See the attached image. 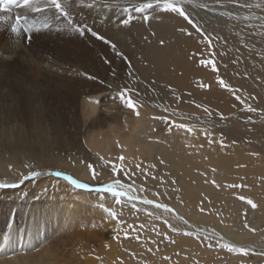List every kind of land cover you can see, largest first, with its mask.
<instances>
[{
    "label": "rangeland",
    "instance_id": "rangeland-1",
    "mask_svg": "<svg viewBox=\"0 0 264 264\" xmlns=\"http://www.w3.org/2000/svg\"><path fill=\"white\" fill-rule=\"evenodd\" d=\"M151 1L153 2L154 0ZM185 1L183 0L181 4L182 8L185 12L188 11L187 13L191 17L194 16L192 10L185 6ZM207 1L214 3L216 7L215 10H202L204 14L209 16V20L206 21L207 30L221 38V41L223 38L230 39L231 36H227L232 34L229 28L230 24L264 35V7L257 5H264V3L260 0ZM233 8L238 9L239 12H236ZM239 14H244L249 20L239 18ZM27 38L28 44L26 42V46H28L27 50L29 53L31 51L30 46L34 48L39 41L36 40V42L29 43L32 37L28 35ZM43 41H46L45 36H43ZM134 41L135 38H126L115 49L111 45H107L108 58L105 56L104 61L106 62H104V66L106 67H104L102 74L95 72L97 67L94 63H91L93 62V56H89L91 60L79 61L77 59L78 62L72 61L70 64L69 61L60 56L55 43L49 46L50 48L46 47V51L44 54L42 53V59H40L43 61H39L36 58L38 50L34 51L33 49L36 55L34 60L32 59L34 62L31 64V59L25 58L28 57V54H26L22 59L24 64L0 68V83L2 84H0V89H2V92H0V103H2L0 104V111L4 106V109L9 107L11 110L4 111L2 109L0 113H3L4 121L6 122L8 119L5 120V118L11 117V121L14 122L11 125L14 128L16 127L14 133L19 138L17 141H19L20 145L24 144L23 146L27 149H24L25 153L29 154L31 152L30 154L36 158L32 162L24 154L19 156L12 164L11 160L9 161L10 172L14 179L20 182L22 176H29L31 180L26 179L30 182L26 187H21L22 184L15 189H10L18 191L11 195V199L8 198V202H4L6 205L2 202V197H0V204L2 203V206L0 205V215L7 224L14 222L16 225L19 224V221L26 220L27 217H29L28 222H30L34 216L38 215V223L44 227L39 235L28 239V241L30 240L28 242L29 246L23 249L24 251L22 252L28 251L35 254V252L39 253V250L44 247L50 254L63 252V254L60 253L61 256L67 257L69 255L68 257L70 258L72 255L74 258L77 257L79 262L76 261L74 264H99V261L100 264H103L105 255L115 249L122 258L121 264H128L129 261L134 264H264V215H262L264 214V198L259 193L263 186L262 182L252 181V184L257 189V194L252 201L256 205L255 208L260 212L253 218L250 211L254 208L245 201L234 202L230 198L210 200L202 193H195L191 198H188L186 196L188 193L183 192L178 187L175 175L167 170L162 162H159L158 165L154 164L153 158H156V156L145 155L140 152L138 147H132L130 153L125 155L119 154L120 146L126 142L123 138L119 139L118 152L111 156L103 155V149L101 148L93 149L89 146V142L95 143L94 132L101 134L102 137H114V131H119L122 128L121 123H112V127L115 128L113 132L95 129L88 134L85 131L83 123H81L82 110L80 103L86 92L95 93L91 84L101 81L104 85L106 99L111 95L120 93L124 89L130 90L128 94L136 102L138 111L143 105H148L147 99L129 84L130 82L126 76L132 65L131 56L127 52V48ZM245 50L248 49L245 48ZM111 54H114V56L109 57ZM46 58L64 71L73 69L74 65L78 66L80 64L85 70L87 68L90 69L89 65H93L94 69L91 66L92 70H89L91 76L86 74L93 78L87 79L80 73L77 74L75 72H70L71 75H69L70 73H64L63 75V72H61L62 74L60 72H52L48 65L45 64ZM262 59H264V52ZM16 60L20 59H9L6 62L10 63ZM107 60H109L108 63ZM56 67L55 70L58 69ZM97 77H102L104 80L101 78L96 79ZM117 82L123 90L119 89ZM111 86H114L115 89L111 90ZM5 88L7 89L5 90ZM227 91L233 101L242 102V104H233L229 102L228 97H220L218 94V99L207 100L214 108L207 104L197 106L196 103L198 101L192 103L194 106L192 109L185 108L181 104L178 106L170 104L165 100L163 102L153 101V105L156 106L154 109L159 112L160 116H155L154 123H149V132H152V134L153 132L157 133L158 136L168 134L174 131L175 125L179 123L187 126L195 124L198 129V124L196 123L200 121L201 125H199L200 127L197 131L204 135V139L209 145H221V142H223L224 146H229L233 139L228 131L230 133L238 131L247 135L250 132V124L262 127L264 124V107H262L264 104H262V101H249L240 95L232 94V91ZM136 95L139 97H136ZM3 97L6 98L3 99ZM10 97L16 103L14 104L18 108L21 106L22 109L12 106L13 103H10L12 101ZM5 103H10L9 105L13 107V110L10 106L7 107ZM205 108H207V112H205ZM249 108L253 109V111H249ZM30 110L34 111V113ZM6 111L9 114L12 112V116L5 114ZM97 117L98 114H95L93 119ZM36 141L37 144L39 143L38 145ZM0 154L4 160H8V156H11L9 153H7V156L4 150ZM120 156L124 157L123 161L118 159ZM114 164L118 167H123L124 173L113 174L111 168ZM88 165H92L96 172V179H92L97 184L83 181L89 185L87 189L74 187L60 177L68 175L76 179L72 173L81 172H87L92 176V171H90ZM12 166L13 168H11ZM58 167L65 169L67 172L56 170L46 172L49 169ZM34 171L40 174L39 177L41 176L44 182L43 180L41 182L36 181V179L31 184L33 179L29 174ZM57 172L62 175L57 176ZM46 176L47 178L51 176L64 181L74 189L90 194V196L97 194L105 196L106 199L115 198L112 197L111 193L97 191V189L106 187L108 184L113 183L114 180L119 179L122 183L130 186L126 187L125 190L130 196L136 197V199L129 201L127 197H122L121 204L117 205L115 203L112 207H109L104 201L93 200V198L78 203L74 201V204H72L73 201L66 199L70 203L63 205L61 210L63 212L65 208L66 213L64 214V212L60 211V214L50 203L55 201L56 194L64 196L67 193L62 189L63 185L59 187V185L51 183L44 178ZM0 177L2 178L1 175ZM42 186L43 192L37 193L36 190ZM55 187L59 189H53ZM212 193L213 195L225 196L222 191L212 190ZM152 197L156 198L159 204H163L168 208L174 207L178 209L183 215L188 217L187 220H179L176 215L174 216L173 211L166 213L155 208L154 205L140 203L143 199L154 201L151 199ZM196 197H199V199L195 200ZM77 198L79 199V197ZM201 200L209 201L208 207L199 206V201ZM29 201L30 205L27 206ZM109 202L112 203L114 201ZM101 204L116 212L117 219L114 220L105 213L100 207ZM133 204L136 205L135 209L132 207ZM49 206L53 207V209L50 210ZM149 207H153V209ZM67 214L68 216H66ZM186 221L195 224L197 227H202L201 231L196 230ZM247 224L254 227L253 238H247L243 234V229ZM173 229H176V231H173ZM185 233H191V235H186ZM236 233L237 236H235ZM228 234L233 237L235 242L240 241L248 247L235 248V245L226 239L225 235ZM120 240L126 246L122 248L117 246V242ZM225 245L228 247H225ZM229 248L235 250L230 251ZM241 249L244 251L242 252ZM104 253L106 254L104 255ZM110 264L119 263L113 261Z\"/></svg>",
    "mask_w": 264,
    "mask_h": 264
},
{
    "label": "bare ground",
    "instance_id": "bare-ground-1",
    "mask_svg": "<svg viewBox=\"0 0 264 264\" xmlns=\"http://www.w3.org/2000/svg\"><path fill=\"white\" fill-rule=\"evenodd\" d=\"M260 1L264 3V0ZM149 2L152 1L61 0L62 5L65 7V11L71 15L73 25H87L93 31L110 41V43H105L102 40L96 39L87 31L81 36L74 30L73 25H69L65 16L57 13L55 9L46 7L45 0H39L38 6L42 9L41 11H32L28 8L15 6L7 13H0V18H4L0 19V68L9 65L24 64L22 59L26 54H28V57L25 58H30L31 61H28H30L31 64L34 62L33 60L36 55L34 51L36 50L39 51L36 52L38 53L36 58L39 59V61H43L40 60L42 59V53L44 54L46 47L50 48L49 46L55 43L58 47L57 49L59 50L60 56L69 61L70 64L72 61L78 62L77 59H79V61L91 60L89 56H93V62L91 63H94L97 67L95 72L102 74L104 67H106L104 66V62H106L104 61L105 56L108 58V52L106 50L107 45H115L116 47L126 38H135L134 43L127 48V52H129L131 56L132 65L126 76L130 82L129 84L147 99L148 105H143L139 111L140 115L137 117L132 110L122 103L120 100V93L111 95L106 99L103 83L101 81L97 83L91 82L93 83L91 85L95 93L86 92L80 103L82 110L81 123H83L85 131L88 134L95 129H98V131L103 129L113 132L115 128L112 127V123H121L120 125H122V128L119 129V131H114V137H102L101 134L94 132L93 138L96 139L95 143L89 142V146L93 149L101 148L103 149V155L111 156L118 152L117 147L120 144L119 139H125L126 142L120 146L119 154L125 155L130 153L132 147H138L141 153L148 156H156V158H153L154 164L158 165L159 162H162L165 168L175 175L178 187L183 192L185 191L188 193V195H186L188 198H191L195 193H202L210 200L230 198L232 201L238 202L240 201L238 198L240 196H245L253 200L257 194V189L252 184V181L263 183L259 193L264 198V124L262 127L250 124V132H248L247 135L246 133H240L238 131H232L231 133L228 131L233 140L230 142L229 146L224 147H221V145L212 146L205 141L204 135L197 131L200 127L199 125H201L200 121L196 123L198 124V129L195 124L190 126L184 124L187 128L192 129L191 132L175 128L174 131L159 136L157 133H150V127L148 126L149 123H154L155 116L159 115V112L154 109L156 106L153 105V101L163 102L165 100L170 104L177 106L181 104L183 107L191 109L194 108L192 103L198 101V104L196 103L197 106L207 104L212 107L207 100L218 99V94L220 97H228L229 102L233 104L237 103L241 105L242 102L233 101L227 89L220 86L218 83L220 79L231 88L232 94L240 95L242 98H246L249 101H262V104H264V59H262L264 52V35H259L253 31L243 29L242 27H235L234 24H230L229 28L232 34L227 36H231L232 38H223L221 41V38H218L213 35L211 31L207 30L208 25L206 21L209 20V16L202 12V10H215L216 7L214 3L208 2L207 0H186L184 4L188 9L192 10L194 16L191 17L187 13L188 11L186 13L191 19L193 18L192 21L202 29L204 34H206L208 37L206 40L204 36L198 33L195 28L188 24L182 17L174 13L161 11L154 1L153 8L144 13L149 16L148 22H145L143 20L144 14L136 12L135 7L139 6L140 3ZM257 5L264 7V5L261 4ZM233 9L239 12L238 9ZM11 14L12 16L10 17ZM17 16L21 17L22 20L19 33L11 31L12 27L16 25ZM129 17H131L130 23L125 24V20H128ZM239 18L248 19L244 14H239ZM25 28L29 30L25 31ZM182 28L185 29V31H180ZM188 33L191 34L189 35ZM28 35L32 37L29 43L36 42V40L39 41L34 48L30 46L31 51H29V53L27 50L28 46H26ZM43 36L46 37V41H43ZM161 41H163V44H161ZM245 48L248 50H245ZM110 56H114V54L109 55V57ZM17 58L20 60L10 63L6 62V60ZM209 59L215 62L217 68L216 72L212 71L211 65L205 67L200 63L201 60L207 61ZM108 61L109 60H107V63ZM45 64L48 65L52 72H63V75L64 73L69 74L70 72H75L77 74L80 73L87 79L91 76L89 70H92L91 66L93 67V65H89L90 69L86 67L87 69L85 70L79 64L78 66L74 65L73 69L67 68L68 70L64 71L62 68L56 67L57 65L47 58ZM55 67L58 69L55 70ZM92 73L94 72L92 71ZM69 75H71V73ZM100 78L103 79L102 77ZM100 78L97 77L96 79ZM201 84L207 85V87H201ZM117 86L120 90H123L118 82ZM7 88H5V90ZM110 89L114 90L115 87L111 86ZM1 90L2 89H0V92H2ZM12 97L16 98L14 95ZM12 97H10L11 100ZM136 97L139 96L136 95ZM4 98L6 97H3V99ZM10 98L8 99L10 100ZM11 102L13 103L12 106L15 107L16 103L13 100L10 101V103ZM5 104L7 107L10 106L7 103ZM32 104L31 106L35 105ZM12 106H10L11 109L13 108ZM4 107L1 108V111ZM16 108L18 107L16 106ZM20 108L21 106H19L18 109ZM8 109L9 107L4 109V111ZM6 112L5 114L12 116V112L10 114ZM32 112L34 113V111ZM95 114H98V117L93 119ZM9 118L6 117L5 120H8L7 122L4 121V115L0 113V153L4 150L6 155L7 153L11 155H7L9 157L8 160H4L0 154V175L2 176V178L0 177V184L16 186L0 188V197H2L3 203L5 201L8 202V198L18 191L10 189H15L22 184L21 187H26L30 183L27 180L21 183L12 177L9 161L11 160L12 164L13 161L24 154H26V157L32 162L33 159H36L30 154V151L29 154L27 152L25 153L24 144L20 145L19 141H17L19 138L16 136L17 134L14 133L16 127L14 128L13 125H11V123L14 124V122L11 121V117ZM36 140L38 141L37 138ZM11 168H13V166ZM55 170L67 172L65 169L59 167L56 169H49L46 172ZM72 175H74V178H76L78 182L84 183L83 181H86L91 184H97L87 172L72 173ZM44 178L55 185H59V187L63 185L62 189L67 193L62 196L54 192L56 194V198H54L55 201L50 203L60 214L63 205L70 203L68 200L73 201L72 204H74V201L78 203L93 198V200L106 202L109 207L115 204V199L107 198L109 201H114L110 203L105 196L97 194H92L90 196V194H85L82 191L76 190L59 179L52 178L51 176L48 178L46 176ZM32 179L33 181L31 184L34 183L36 179V181L40 182L43 180L39 175L38 177H32ZM213 181H215V183H213ZM38 183L36 184L38 185ZM229 185H241L242 187H229ZM53 189L59 188L55 187ZM43 190L42 186L38 188L36 192H43ZM212 190L222 191L225 196L213 195ZM77 197H79V199ZM151 199L154 200V203H159L156 198L152 197ZM197 199H199V197L195 198V200ZM28 203L27 206L30 205V201ZM208 205L209 201H199V206L208 207ZM6 207L8 208V206ZM53 207L49 206V209L51 210ZM149 208L153 209V207ZM170 209H172L174 216L176 215L179 220H187L188 217L183 215L178 209L174 207ZM63 212L64 214L66 213L65 208ZM250 213L253 218H255L257 214H260L257 208L251 210ZM66 216H68V214ZM4 218L8 219L7 217ZM28 218L29 217H27L26 220L19 221V224L16 225L14 222L7 224L0 215V264H74L76 261L79 262L78 258H74L72 255L70 258L68 257L69 255L67 257L61 256L63 252H60L61 254L59 252L50 254L44 247L39 250V253L34 251L35 254L28 251L22 252L24 251L23 249L29 246L28 242L30 240L28 241V239L39 235L44 227L38 223V215L34 216L30 222H28ZM186 222L196 230L201 231L202 227H197L189 221ZM253 229L254 227L247 224L243 229V234L247 238H253ZM249 232L250 234H248ZM235 236H237V233ZM225 237L235 245V248L238 247L237 249L248 247L240 241L235 242L230 234L225 235ZM117 246L122 248L126 246V244L120 240L117 242ZM105 254L106 253H104V255ZM113 261L119 264L122 263V258L117 254L116 249L105 255L103 264H110ZM128 264L134 263L129 261Z\"/></svg>",
    "mask_w": 264,
    "mask_h": 264
},
{
    "label": "snow or ice",
    "instance_id": "snow-or-ice-1",
    "mask_svg": "<svg viewBox=\"0 0 264 264\" xmlns=\"http://www.w3.org/2000/svg\"><path fill=\"white\" fill-rule=\"evenodd\" d=\"M156 6H158L160 8L161 11L163 12H169V13H174L177 14L178 16L182 17L185 21H187L188 24L192 25L193 28H195V30L200 33L202 36H204V38L207 40L208 37L206 36V34L203 33L202 29L199 28L198 25H196L192 19L188 16V14L184 11V9L182 8L181 4L183 3V0H154ZM15 5L17 7H21V8H28L31 9L32 11H41L42 9L38 6L39 5V0H0V13H7L11 10L12 6ZM45 5L48 8H52L55 9L57 13H59L60 15H63L67 18L69 25H73V20L71 18V15L65 11V7L64 5H62L61 0H45ZM153 8V2H149V3H141L139 6L135 7V11L139 12V13H146L147 10L152 9ZM0 19H4V18H0ZM131 17H129L128 20H125V24L130 23ZM143 20L145 22H148L149 20V16L147 14L143 15ZM73 28L75 31H77L81 36H83L85 34V32H89L91 33L92 36H94L96 39L98 40H102L105 43H110V41L106 40L103 36L99 35L97 32L93 31L90 27H88L87 25H83V26H75L73 25ZM20 30V17L17 16L16 17V25H14L11 29L12 32L15 33H19ZM25 31H28L29 29L25 28ZM180 31H185V29H180ZM189 35L191 33H188ZM161 44H163V41H161ZM113 49H115V45H112ZM200 63L202 65H204L205 67H207L208 65L212 66V71L216 72L217 68L215 65V62L211 59L205 61V60H201ZM89 79H92L93 77H88ZM218 83L220 84V86L222 88H226L227 90L231 91V88H229L228 85L225 84V82L220 79L218 80ZM201 87H207V85H200ZM130 90H123L120 92V100L122 101V103L129 108L130 110H132L135 115L138 117L140 115L139 111L137 110L136 107V102H134V100L131 98V96L128 94ZM237 99H239V97H237ZM205 112H207V108L204 109ZM249 111H253V109L249 108ZM176 128L178 129H184L185 131L191 132L192 129L191 128H187L184 124H176L175 125ZM169 131H171V129H169ZM211 143V141H209ZM221 147H224L223 142H221ZM120 161L124 160L123 156H120L118 158ZM137 167H139V165H137ZM88 168L90 169V171H92V178L96 179V172L93 168L92 165H88ZM111 171L113 174H117V173H124V169L123 167H118L117 165H112ZM31 177H35L40 175L37 172H31L29 174ZM57 176L62 175L61 173L57 172L56 173ZM29 179V176H22L21 177V183H23L24 180ZM64 179L66 181H68L71 185H73L74 187L77 188H81V189H87L89 187L88 184L86 183H82V182H78L76 179H73L71 176L68 175H64ZM213 183H215V181H213ZM15 187L16 185H5V184H0V188L2 187ZM126 187H130L127 186L125 183H122L119 179L114 180L113 183L108 184L106 187H102L97 189V191H103L106 193H111L112 197L115 198V203L117 205L121 204V198L122 197H127V199L129 201L135 200L136 197L130 196L128 194V192L125 190ZM229 187H242L241 185H229ZM241 201H245L247 204L251 205L252 208H255L256 205L255 203H253V201L251 199H248L244 196H240L238 197ZM140 203L145 204V205H154L155 208L157 209H163L164 212H172V209L168 208L167 206L163 205V204H159V203H155L152 200L149 199H143L140 201ZM100 207L103 209V211L105 213H107L112 219L116 220L117 219V213L112 211L111 209L105 207L103 204L100 205ZM132 207L135 209L136 205L133 204ZM119 222V221H118ZM165 223H167V221H165ZM171 227V226H170ZM173 231H176V229H173ZM186 235H191V233H185ZM127 235V234H126ZM225 247H228L227 245H225ZM230 251H233L235 249L233 248H229ZM241 251L243 252L244 250L241 249ZM246 254V253H245Z\"/></svg>",
    "mask_w": 264,
    "mask_h": 264
}]
</instances>
